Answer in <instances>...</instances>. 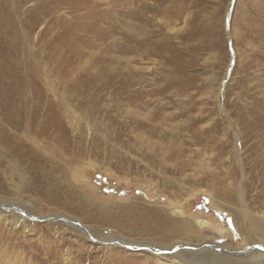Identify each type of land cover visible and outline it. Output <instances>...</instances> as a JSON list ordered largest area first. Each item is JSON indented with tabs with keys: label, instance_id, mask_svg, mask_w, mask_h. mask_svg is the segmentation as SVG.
Segmentation results:
<instances>
[{
	"label": "rangeland",
	"instance_id": "rangeland-1",
	"mask_svg": "<svg viewBox=\"0 0 264 264\" xmlns=\"http://www.w3.org/2000/svg\"><path fill=\"white\" fill-rule=\"evenodd\" d=\"M17 4L15 28L0 21V93L35 114L21 129L0 116V264H162L151 247L175 244L260 264L264 0ZM57 215L91 236L44 221Z\"/></svg>",
	"mask_w": 264,
	"mask_h": 264
},
{
	"label": "bare ground",
	"instance_id": "bare-ground-1",
	"mask_svg": "<svg viewBox=\"0 0 264 264\" xmlns=\"http://www.w3.org/2000/svg\"><path fill=\"white\" fill-rule=\"evenodd\" d=\"M17 2H18V0H0V21H1V23H3L2 22V19H3L2 17H7L8 18L7 22L8 23L10 22L11 23L10 25L13 26L15 24L13 22V18L16 17L17 11L20 8V5L17 4ZM14 28H15V25L11 28V30H13ZM10 82H12V81H10ZM12 86H14V87L16 86V81L13 82ZM0 95H1V93H0ZM22 98H23V96L20 95V94H18L16 90H12L9 93H4V94H2L0 96V116L2 117V118L1 117L0 118L3 119L4 121H6L7 123H9L10 125L15 126L17 129H21V127H23V126H29V125L31 126V123L27 122V120L29 121L31 118L34 117V114H35L34 108H29V107L17 108V104L19 103L20 99H22ZM3 101H5L6 103H4ZM31 121H32V119H31ZM21 137H24L25 140H27L28 142L29 141L32 142V143L35 142L34 139L31 136L28 137L27 135H24V134H22L21 136H19L17 138V141H19ZM0 188H1V186H0ZM238 197H239L240 204H241V207H242V212L244 213L245 217L248 218L249 222L251 223L250 218L252 216L251 217L249 216V212L247 210V207H246L245 203L243 202V195H242V192L241 191L238 192ZM0 208H1V206H0ZM172 208L175 209L176 207H172ZM5 211H0V212L2 214H7ZM177 211H179V210H177ZM22 213H23V215H27L26 214V211H22ZM62 217H63L62 215H57V216H55V217L52 218V221H58L56 219H60V218L63 219ZM63 222L65 224L69 225V226H72V227H75V228H79L83 232H85L86 234H88L89 236H91L89 234V232L87 231V229L86 228H82V226H80L77 222H75V221H73L71 219H68V218H67L66 221H63ZM252 227L254 229H256L254 226H252ZM259 228H260V225H259ZM153 230L157 231V230H160V228L157 226V227L153 228ZM180 230L181 231L182 230H187V227L182 223L181 228H179V229L176 228V231L175 232H172V233H176V232H178ZM254 231L255 232H260V234L263 236L260 240H261L262 243H264V231L263 230H260L258 228L256 230H254ZM90 239L93 240L92 238H90ZM115 241L119 242V244H121V245H123V247H127V248H131V247L132 248H138V247H142V246H145V245L146 246H150L148 243L145 244L144 242H142V243L141 242H136V241L133 242V241L123 240V239H118V238H111V239H109L106 242H107V245L110 246V245H113L112 243L115 242ZM98 244L99 245H102L103 242L102 241L101 242H98ZM206 246H208V245H206ZM222 246H220V245H211L210 248H212V249H214L216 251V255L218 254V252H221L224 249L225 250H228V251L231 250L229 248H222ZM184 247L185 246L182 245V244L181 245L175 244V245H171V246H167V247L166 246H159L157 248H153V247H151V248H152V252H156L155 253V256H157L159 259L162 260V264H169L167 262V260L165 261L161 257V256H166L165 254H166V252L169 249L170 250L171 249L173 250V253H174L175 257L177 259H179L178 260L179 262H181L180 264H207L202 259H201L202 261L200 259L198 261L197 258H196V253L195 252H193V253H195V254L192 255L193 257H191L190 260H188L187 257L184 255V252L181 250ZM186 248L189 249V250H192V251H197L198 250V247L197 248H189L188 246H186ZM258 250L261 251V252H264V247H260V248L258 247ZM238 251L239 250H233L232 253H231L232 256H230L229 254L227 256L228 259L230 257V260H231V262L233 264H238L239 260L232 259L231 257H237L238 258V257H243L246 254L247 255L245 257H248L250 255L249 253H251L250 251H252V250L245 251V252H243V254L236 253ZM257 255H258V253H257ZM260 255L262 256L261 259H255V262H256V260H258V261H260V264H264V253L263 254H260ZM219 262L220 263H210V264H222V261H219Z\"/></svg>",
	"mask_w": 264,
	"mask_h": 264
},
{
	"label": "water",
	"instance_id": "water-1",
	"mask_svg": "<svg viewBox=\"0 0 264 264\" xmlns=\"http://www.w3.org/2000/svg\"><path fill=\"white\" fill-rule=\"evenodd\" d=\"M63 219H56V220H58V221H66L67 220V218L65 219V217H62ZM44 221H52V218H48V219H45ZM112 244H118V245H120V246H123V245H121V244H119V242H117V241H115V242H113Z\"/></svg>",
	"mask_w": 264,
	"mask_h": 264
}]
</instances>
